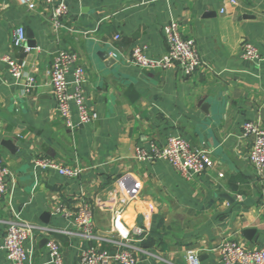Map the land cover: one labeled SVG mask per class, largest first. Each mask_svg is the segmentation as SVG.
Wrapping results in <instances>:
<instances>
[{"label":"crops","instance_id":"0c3cea01","mask_svg":"<svg viewBox=\"0 0 264 264\" xmlns=\"http://www.w3.org/2000/svg\"><path fill=\"white\" fill-rule=\"evenodd\" d=\"M33 2L29 10L0 0V156L10 172L0 201V264H12L2 246L14 214L55 230L35 233L27 264H53L49 238L60 245L62 264H80L89 244L74 234V215L64 212L83 203L101 236L113 237L118 213L124 230L146 232L132 242L137 264H185L190 250L202 264H222L218 247L225 240L264 247V174L249 160L252 138L242 136L246 122L264 128V60L242 57L251 43L264 58V0H68L58 34L51 7ZM172 20L195 41L202 67L186 77L178 65L161 71L130 64L138 46L151 58L166 54L164 28ZM18 27L29 52L12 45ZM61 49L74 53L85 71L86 103L99 116L91 125L78 124L73 107L69 129L56 108L50 71ZM5 55L35 78L30 93L9 73ZM174 135L209 152L207 172L186 180L166 161L134 159L137 148L151 141L165 146ZM36 158L78 167L81 176L34 174ZM125 174L138 185L132 199L118 182Z\"/></svg>","mask_w":264,"mask_h":264},{"label":"built area","instance_id":"2783aa9c","mask_svg":"<svg viewBox=\"0 0 264 264\" xmlns=\"http://www.w3.org/2000/svg\"><path fill=\"white\" fill-rule=\"evenodd\" d=\"M16 1L29 10L36 8L33 0ZM67 1L45 0L46 4L51 7L50 22L53 31L57 34L63 28L62 21L68 13ZM165 1L170 3L173 0ZM164 32L168 47L165 55L160 58H151L147 55L145 46H138L132 50L128 62L137 68L161 71H168L178 65L186 77L193 75L203 65L195 41L182 36L180 26L175 20L165 26ZM27 42L25 29L23 27L16 28L12 37L13 47L29 52L31 48L27 46ZM242 57L251 62L264 60L259 50L251 43L243 45ZM1 60L7 65L11 76L16 81L23 82L25 94L30 93L36 87L35 78L25 74L24 67L20 62L10 55L3 56ZM70 70H73L72 79L68 78ZM50 76L56 108L69 129L75 126L73 107L80 125H91L99 119L98 114L87 106L86 74L82 66L78 64L74 53L68 50H57L53 54ZM242 136L246 139L252 138L249 160L259 174H264V128L253 122H246L243 125ZM134 159L142 164L158 160L166 161L186 180H192L196 176L204 174L210 166L209 152L193 146L180 135L170 136L165 146L151 141L146 147L137 148ZM40 170L55 172L59 176L70 179H79L81 176V170L78 167H68L49 158L33 160L34 174ZM9 176L10 172L0 156V201L7 193L6 179ZM118 182L129 199L137 195L138 185L131 176L125 174ZM64 213L67 217L74 215V224L77 229L74 234L89 244L81 254L80 264H137L136 248L132 242L135 238L146 236L143 229L124 230L119 223L118 213L114 217L111 227V234L115 238H107L97 233L93 210L89 204L83 203L74 213L70 211ZM6 224L7 231L2 250L12 264L28 263L32 254L29 245L34 241L35 233L49 234L55 231L49 227L28 222L18 214H14ZM103 244L113 245L114 249L103 248ZM46 247L51 262L62 264L61 248L58 242L49 238ZM218 250L221 254L222 264H264V247L249 249L234 240H225ZM185 264H202L198 252L188 251Z\"/></svg>","mask_w":264,"mask_h":264},{"label":"water","instance_id":"95a60500","mask_svg":"<svg viewBox=\"0 0 264 264\" xmlns=\"http://www.w3.org/2000/svg\"><path fill=\"white\" fill-rule=\"evenodd\" d=\"M29 38L32 39V35H31V34L29 35ZM35 45H36V44L33 43V47H35ZM47 241H48V240H45V243H46V244H47Z\"/></svg>","mask_w":264,"mask_h":264}]
</instances>
